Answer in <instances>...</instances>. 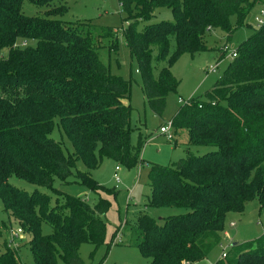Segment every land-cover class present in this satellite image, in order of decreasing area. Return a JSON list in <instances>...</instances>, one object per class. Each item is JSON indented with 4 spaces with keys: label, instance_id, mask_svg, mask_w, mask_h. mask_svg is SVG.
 I'll list each match as a JSON object with an SVG mask.
<instances>
[{
    "label": "trees",
    "instance_id": "1",
    "mask_svg": "<svg viewBox=\"0 0 264 264\" xmlns=\"http://www.w3.org/2000/svg\"><path fill=\"white\" fill-rule=\"evenodd\" d=\"M118 1L145 100L158 116L179 85L171 67L180 56L208 50L206 36L212 28H220L229 42L250 11L259 14L264 4ZM26 3L35 7L34 15L26 13ZM162 7L171 9L173 19L150 23ZM66 11L67 0H0V199L30 235L36 264H86L81 245L97 249L107 238L110 203L100 198L91 205L65 195L55 188L56 179L98 192L105 189L92 171L102 157L128 169L145 163L141 152L146 139L140 135L136 146L131 143V81L113 74L101 58L103 39L115 48L118 30L64 21ZM255 17L253 33L238 45L224 74L204 96L184 102L172 118L175 132L188 133L186 155L172 164H151L147 206L186 211L161 218L147 210L140 213L131 228L132 244L149 264H194L207 258L222 241L229 213H243L254 199L264 209V24L258 25ZM76 22L82 26L76 28ZM201 149L206 152L195 154ZM11 177L46 187L53 197L21 189ZM118 235L122 243L121 229L114 237ZM2 246L0 264H22L17 249ZM223 252L214 264H264V234Z\"/></svg>",
    "mask_w": 264,
    "mask_h": 264
},
{
    "label": "rangeland",
    "instance_id": "2",
    "mask_svg": "<svg viewBox=\"0 0 264 264\" xmlns=\"http://www.w3.org/2000/svg\"><path fill=\"white\" fill-rule=\"evenodd\" d=\"M25 11L28 15H34L37 11L32 4L26 3ZM257 10L252 9L246 17V23L233 33L229 42H226L224 32L220 28H212L206 36L208 50L191 55L185 53L173 64L171 71L180 81L176 91L169 92L167 104L162 116L156 115L145 100L141 75L135 58L130 54L127 46L124 30L127 21L126 14L118 0H67V11L61 17L64 21H88L98 26H108L118 31L115 32V48L109 45L108 38L103 39L104 47L101 49L102 61L110 68L113 74H117L131 81L129 102L133 107L131 113V143L136 146L139 136L146 139L141 159L145 163L133 168H124L113 159L102 157L100 166L92 171L95 181L105 190L95 192L87 185L75 182L62 183L55 180V188L61 190L65 195L78 196L87 203L94 205L100 198L110 203L106 215L107 238L105 244L95 248L90 243H84L80 247V256L86 264H149L139 249L132 244L131 228L138 223L139 215L147 210L151 216L156 218L168 215L184 213L183 208H155L147 206L150 195L149 172L152 163L163 165L172 164L186 155L185 147L188 140L187 131L184 129L175 132V139L169 140L165 134L159 133V127L171 121L180 106L192 96H204L217 80L224 74L228 64L232 60L227 54L235 51L238 45L249 38L255 28L254 16ZM256 13V14H255ZM173 15L169 8H158L150 23L162 20H172ZM232 24L236 25V17L231 18ZM75 27L82 26L77 22ZM248 24V25H246ZM115 31V30H114ZM170 52L175 50V39H170ZM226 45L225 57L221 59L222 49ZM221 61L216 72H208L207 66ZM165 64L164 61L159 63ZM57 140L61 138L54 133ZM205 150H197L195 154L201 155ZM119 166V170H116ZM10 182L28 192L39 189L49 195H53L46 187L28 183L20 178L11 177ZM107 190H114L107 192ZM53 197V196H52ZM20 227L17 221L10 216L4 208L0 199V245L8 244L17 249L22 264H36L31 251V237L24 232L22 239L12 236V230ZM123 232L122 243L115 236L117 231ZM45 233L50 232L48 226L43 228ZM227 234V235H226ZM264 234V209L261 208L259 200L254 199L246 205L243 213H229L226 219L224 236L221 243L208 255L194 264H214L222 256L223 248H228L234 243H245L260 238ZM113 240H115L113 242ZM3 247V246H2ZM59 264H65L62 260Z\"/></svg>",
    "mask_w": 264,
    "mask_h": 264
},
{
    "label": "built area",
    "instance_id": "3",
    "mask_svg": "<svg viewBox=\"0 0 264 264\" xmlns=\"http://www.w3.org/2000/svg\"><path fill=\"white\" fill-rule=\"evenodd\" d=\"M255 20L257 22L258 25H262L264 24V4L262 6V8L260 9L259 14L256 15ZM224 50L226 49V45L224 46ZM229 57L234 58L237 55V51H233L231 54H227ZM221 61H218L216 64L214 65H209L207 67V71L208 72H216L217 69L220 67ZM173 128V123L172 120L167 122L165 125L160 127V132L165 134L167 136V138L169 140H173L174 138V133L171 132V129ZM119 166H117L116 170H119ZM24 234V231L21 227H18L15 232L12 230V236L18 239H22V235ZM117 238H119V235L117 236ZM222 256H225V253H222Z\"/></svg>",
    "mask_w": 264,
    "mask_h": 264
},
{
    "label": "crops",
    "instance_id": "4",
    "mask_svg": "<svg viewBox=\"0 0 264 264\" xmlns=\"http://www.w3.org/2000/svg\"><path fill=\"white\" fill-rule=\"evenodd\" d=\"M221 59H223V58H221ZM220 61H222V60H220ZM207 67H208V66H207ZM158 131H159V133H161V132H160V127H159V130H158ZM161 134H163V133H161ZM187 136H188V133H187ZM187 138H188V137H187ZM173 139H175V133H174V138H173ZM187 142H188V140H187ZM186 145H187V143H186ZM184 149H186V147H185ZM183 157H184V156H183ZM226 235H227V234H226Z\"/></svg>",
    "mask_w": 264,
    "mask_h": 264
}]
</instances>
